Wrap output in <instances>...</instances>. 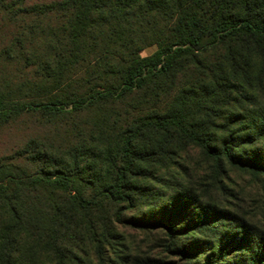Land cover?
<instances>
[{
  "label": "trees",
  "instance_id": "trees-1",
  "mask_svg": "<svg viewBox=\"0 0 264 264\" xmlns=\"http://www.w3.org/2000/svg\"><path fill=\"white\" fill-rule=\"evenodd\" d=\"M8 1L0 2V19L16 32L0 60L35 68L40 83L26 81L18 91L47 101L20 103L0 92V127L29 112L82 113L144 98L128 107L138 115L132 123L116 114L115 126L125 128L121 164L98 192L86 195L83 187L91 170L79 160L94 140L85 131L59 151H74L71 171L51 173L44 151L34 174L0 166V264H42L38 251L53 264H86L83 248L115 241L118 227L163 234V254L187 264H264V234L225 224L230 216L203 207L188 170H181L186 186L165 195L164 207L146 185L159 166L179 167L188 149L217 172L264 178V0H53L29 12L18 7L26 0ZM61 89H70L65 103ZM110 118L98 113L94 127ZM203 234V243L183 242Z\"/></svg>",
  "mask_w": 264,
  "mask_h": 264
},
{
  "label": "rangeland",
  "instance_id": "rangeland-1",
  "mask_svg": "<svg viewBox=\"0 0 264 264\" xmlns=\"http://www.w3.org/2000/svg\"><path fill=\"white\" fill-rule=\"evenodd\" d=\"M16 1H8L7 6H12ZM44 1L53 0H29V2L26 0V4L17 6L20 12H29L30 9L42 5ZM21 14L24 15V13ZM21 22H28L27 14L24 15ZM15 32V24L12 25L4 22L2 18L0 19V41H3L0 43V49L9 44L6 42L11 40ZM157 49L156 45L151 46L141 53V57H149ZM26 67L28 66L17 62H2L0 60V92L9 95L10 100L20 103L47 101L46 98L42 99L41 97L34 100L27 99L28 96L23 95L27 91L19 93L18 90L26 81H31V84L40 83L39 79L35 78V68ZM69 91L70 89L58 91L64 103L67 101L65 99L67 94L65 93ZM143 98V94L140 93L138 98L133 97L132 101L100 105L97 110L93 108L82 113H73L69 107L63 112V115L41 111L23 114L9 124L0 127V166L11 165L28 174H34L42 169L38 155L43 156L42 152L44 151L48 157V170L51 173L59 170L71 171L78 165L72 156L74 151L72 153L67 152V150L59 151L61 148L74 147L76 137L81 131H85L93 136L94 140L91 142V148L87 147V150H91L90 156L84 155V158L79 160V166L85 165L88 167L87 170H91L88 173V179L84 180L83 187L86 188V195L98 192L97 190L113 183V167L121 164V141L125 128L122 127L124 122L120 126H115L116 114L124 112L123 120L132 123V120L136 119L138 115L128 107L135 105ZM98 113L111 118L104 121L105 125L94 127ZM140 117H144V114H141ZM90 122L93 123L91 131L84 128ZM98 131L103 137L96 139ZM28 153L33 154V156ZM187 153L189 156L184 154V159L178 160L176 165H180L179 167L172 166L171 162L163 164L157 168L154 177L147 180L146 185L157 195L156 205L164 207L163 198L165 195L171 196L178 185L186 186L187 178L181 173V170H188L190 175L189 188L195 192L196 199L200 201L203 207L213 205L218 211L227 214V217L230 216L224 220L225 224H230L232 220L239 221L244 224L247 231L254 229L260 232V235L261 233L264 234V178H256L249 173L231 168L217 172L214 170V165L204 159L197 149H188ZM110 154L113 156L111 157ZM21 192L16 191L13 196H26L25 193ZM166 201L167 199L164 203ZM141 207L140 211L143 213L151 209L150 206ZM187 213L194 215L195 212L189 211ZM127 215L132 218L138 216L136 213H128ZM193 215L187 216V218L190 219ZM246 230L245 232L248 233ZM114 235L115 238L117 237L115 241L113 240L109 244L101 243L98 249L83 248L91 256L90 260H86V264H187L186 261L163 254L165 237L161 233L118 227ZM206 237L204 234L195 235L192 238L185 236L183 242L184 244L190 242L203 243ZM212 241L210 244L213 243ZM37 253L38 261L42 264H53L50 256L42 255L41 251ZM235 258L237 259V257ZM200 259L204 260V256H200ZM236 259L232 258V261L235 262Z\"/></svg>",
  "mask_w": 264,
  "mask_h": 264
}]
</instances>
